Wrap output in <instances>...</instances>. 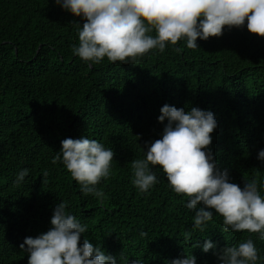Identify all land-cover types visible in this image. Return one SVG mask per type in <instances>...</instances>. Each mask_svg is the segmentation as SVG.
<instances>
[{
	"label": "trees",
	"instance_id": "obj_1",
	"mask_svg": "<svg viewBox=\"0 0 264 264\" xmlns=\"http://www.w3.org/2000/svg\"><path fill=\"white\" fill-rule=\"evenodd\" d=\"M83 22L54 0H0V264H27L20 244L51 227L60 202L87 225L80 243L87 238L118 264H170L188 255L218 264L214 253L249 238L264 264L258 233L222 232L218 214L204 231L194 229L187 197L172 191L159 166L148 193L133 185L131 168L161 138L162 106L196 107L214 114L209 147L230 182L264 183L257 159L264 149V37L225 27L220 37L198 38L195 50L180 40L125 64L105 58L90 65L72 52ZM81 136L114 152L110 177L97 185L102 199L83 195L62 162H51L63 139ZM24 168L29 174L17 185ZM205 239L216 245L207 253Z\"/></svg>",
	"mask_w": 264,
	"mask_h": 264
},
{
	"label": "clouds",
	"instance_id": "obj_2",
	"mask_svg": "<svg viewBox=\"0 0 264 264\" xmlns=\"http://www.w3.org/2000/svg\"><path fill=\"white\" fill-rule=\"evenodd\" d=\"M55 5L80 17L78 46L74 55L90 65L105 58L112 63H128L184 40L186 47L197 49V39L220 37L225 27L240 28L264 37V0H54ZM152 33H155L153 35ZM180 52V48H175ZM164 124L160 139L147 146L144 158L131 162L133 185L148 193L158 183L152 170L159 166L169 187L187 197L185 207L194 212L193 228L204 231L215 214L222 217V232L229 230L258 233L264 239V183L245 181L243 188L230 182L228 171L221 170L210 149L218 123L211 111L192 107L185 111L165 104L157 117ZM52 159L62 162L83 195L103 198L97 185L111 175L114 152L95 139L81 136L65 138ZM257 159L264 164V149ZM29 174L24 168L15 183L20 185ZM47 173H45L46 175ZM66 202L58 203L50 218L51 227L35 237H26L20 249L27 253V264H118V259L94 247L87 238L80 243L87 225L69 211ZM147 236L146 232L140 233ZM204 253L216 245L205 239ZM217 256L218 264H257L259 251L249 238L225 247ZM129 264H141L132 260ZM170 264H196V258H175Z\"/></svg>",
	"mask_w": 264,
	"mask_h": 264
}]
</instances>
